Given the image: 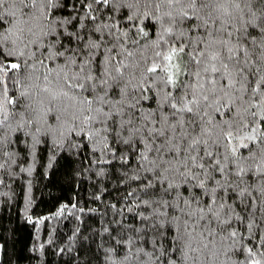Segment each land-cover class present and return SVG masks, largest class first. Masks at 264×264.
<instances>
[{
	"label": "snow or ice",
	"instance_id": "snow-or-ice-1",
	"mask_svg": "<svg viewBox=\"0 0 264 264\" xmlns=\"http://www.w3.org/2000/svg\"><path fill=\"white\" fill-rule=\"evenodd\" d=\"M13 213L29 264H264V0H0V264Z\"/></svg>",
	"mask_w": 264,
	"mask_h": 264
},
{
	"label": "trees",
	"instance_id": "trees-1",
	"mask_svg": "<svg viewBox=\"0 0 264 264\" xmlns=\"http://www.w3.org/2000/svg\"><path fill=\"white\" fill-rule=\"evenodd\" d=\"M45 183L47 182L42 181L37 184H34L33 186V195L35 197L37 205L35 212L37 214L47 213L48 211L52 210L58 202H66L69 199L75 198L77 192H79V195L81 197L87 196V193L85 191L87 185H84L78 189H74L71 184L57 183L55 186L49 184V186L45 188L43 186ZM115 196L116 193L113 192L112 195L109 196V199H114ZM88 206L93 207L94 205L90 203ZM12 221L13 225L16 228L15 248L18 253H22L20 264H29V262L26 259H23V257L27 255L26 247L29 243L31 235L30 230L28 226L16 223V217L14 213L12 216ZM54 224L55 227L59 230V234H61L62 236L68 235L76 226L75 222H73L72 217H68L67 219H62L58 222H54ZM2 235L3 237L8 238L9 245L13 243L10 232H3ZM65 259H67V257H65ZM48 260L50 264H62V262L59 261V258L53 260L51 254L48 256ZM13 264H16L15 258H13Z\"/></svg>",
	"mask_w": 264,
	"mask_h": 264
}]
</instances>
